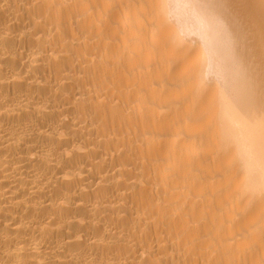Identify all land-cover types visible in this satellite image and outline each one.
Returning <instances> with one entry per match:
<instances>
[{
	"label": "bare ground",
	"instance_id": "1",
	"mask_svg": "<svg viewBox=\"0 0 264 264\" xmlns=\"http://www.w3.org/2000/svg\"><path fill=\"white\" fill-rule=\"evenodd\" d=\"M0 264H264V0H0Z\"/></svg>",
	"mask_w": 264,
	"mask_h": 264
}]
</instances>
